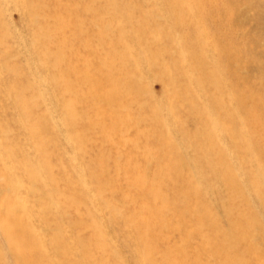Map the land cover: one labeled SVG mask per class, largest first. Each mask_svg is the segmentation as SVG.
Here are the masks:
<instances>
[{"label":"rangeland","instance_id":"obj_1","mask_svg":"<svg viewBox=\"0 0 264 264\" xmlns=\"http://www.w3.org/2000/svg\"><path fill=\"white\" fill-rule=\"evenodd\" d=\"M171 1L29 0L27 8L25 0H0V212L10 210L28 232L42 236L37 249L44 264H90L80 260L81 243L92 246L99 264H154L163 256L190 264L193 255L199 264H229L208 256L209 238L228 246L232 260L264 264V0H204L200 20L191 0ZM57 49L62 58L52 69L49 56ZM183 49L200 53L197 65L188 55L183 63ZM153 56L156 65H148ZM169 63L176 66L172 73L163 70ZM61 70L68 72L69 87L53 81L63 78ZM204 72L214 75L216 86ZM85 74L99 90L81 83ZM111 81L123 91L119 106L105 116L91 101L102 99ZM171 81L176 96L169 93ZM239 97H245L243 110L232 101ZM66 104L73 105L72 122ZM110 117L117 127L105 132L101 124ZM201 123L212 133L215 127L216 156L233 172L235 185L209 170L206 140L196 137ZM245 123L247 133L237 127ZM32 132L43 136L45 158ZM92 162L104 163L105 173L88 169L90 177L86 165ZM161 173V190L177 205L163 214L167 227L152 230L154 259L144 262L131 220L148 219L144 210L153 204L146 192ZM65 200L74 207L64 209ZM228 203L254 221L249 236L231 229L239 220L229 216ZM96 234L101 248L93 247ZM228 236L231 242L223 244ZM55 249L63 250L62 260ZM0 264H15L1 231Z\"/></svg>","mask_w":264,"mask_h":264},{"label":"bare ground","instance_id":"obj_2","mask_svg":"<svg viewBox=\"0 0 264 264\" xmlns=\"http://www.w3.org/2000/svg\"><path fill=\"white\" fill-rule=\"evenodd\" d=\"M171 1V0H170ZM172 2V1H171ZM205 1L204 0H191V3H192V6H194V10L197 8L196 12H197V18L198 20H200L199 18V13L201 12H204L205 10ZM22 3V2H21ZM23 3H24V0H23ZM25 4L27 6V8H29V0H25ZM173 3V2H172ZM24 5V6H25ZM170 5V4H169ZM169 7V6H168ZM191 7V6H190ZM189 7V8H190ZM125 12H128V10L130 9L128 6L125 8ZM166 8H167V5H166ZM171 8V7H170ZM193 8V7H192ZM172 9V8H171ZM29 11V10H28ZM192 11V10H191ZM124 12V11H123ZM170 12V11H169ZM179 13V12H178ZM129 16V14H128ZM127 16V17H128ZM126 17V16H125ZM126 17V18H127ZM179 17V16H178ZM169 18V17H168ZM125 19V18H123ZM122 21V20H121ZM127 21V20H126ZM132 21V20H131ZM177 21V20H176ZM179 21V19H178ZM124 22V21H123ZM125 23V22H124ZM170 23V22H169ZM180 24V23H179ZM129 25V24H128ZM133 26V25H132ZM205 30V29H204ZM204 32V31H203ZM45 33H38V35H36V38L37 39H43L45 36ZM125 35V34H124ZM133 35V34H132ZM124 39V38H123ZM131 40V39H130ZM214 40H216V38H214ZM220 40V39H218ZM205 41V40H204ZM210 40H208L209 42ZM224 41V40H223ZM214 42V41H213ZM212 42V44H213ZM226 42V41H225ZM223 43V42H222ZM220 43V45L222 44ZM209 44V43H208ZM214 44H216L214 42ZM185 45V44H184ZM192 45V44H191ZM217 45H219L217 43ZM219 45V46H220ZM192 46H196V44H193ZM199 46V45H198ZM205 46V45H204ZM190 47V46H189ZM203 47V46H202ZM214 47V45H213ZM216 47V46H215ZM222 47H223V44H222ZM221 47V48H222ZM181 48V47H180ZM201 48V46H200ZM205 48V47H204ZM208 48V47H207ZM213 49V48H212ZM184 50V49H183ZM194 50V49H193ZM219 50V48H218ZM212 51V50H211ZM226 51V50H225ZM225 51H224V56L226 55L225 54ZM231 51V50H229ZM146 52V51H145ZM219 52V51H217ZM144 53V52H143ZM147 53H148V50H147ZM150 53V51H149ZM220 53L219 52V56H220ZM151 54V53H150ZM218 54V53H217ZM228 54V53H227ZM147 55V54H146ZM149 55V54H148ZM188 55L189 59L191 62H193V65L194 63L197 65V62L199 60V57H200V53H195V52H192L191 54H187V52L184 51H180V56H181V60L183 61V63L185 64L184 62V57ZM113 57V58H111ZM115 57V54H112L110 55L107 59L109 60V62H112V60L114 59ZM140 57V56H139ZM218 57V56H217ZM50 58V64L51 66L53 67L52 69H58V63L60 61V59L62 58L61 57V51L59 49H57L56 51H54L53 55L52 56H49ZM224 58V57H223ZM141 60V59H140ZM147 64L148 65H156L157 61H158V57H151L150 59H147ZM221 60V59H219ZM143 61V60H142ZM146 61V60H145ZM182 61L181 63L179 64L181 66L182 64ZM221 62V61H220ZM61 65V63L59 64V66ZM223 66V65H222ZM183 67V66H182ZM176 69V66L174 63L172 64H165L164 67H163V70L164 71H167L172 73L174 72V70ZM220 71H221V66L219 67ZM62 75H63V78L60 77V78H55L53 77V81L56 82V81H60L61 82V85L62 83L63 84H66L65 86H68L69 85V82L68 80L65 81L64 79V75L65 77L67 78L68 77V72L65 71V72H60ZM113 74V71H112V67L109 66V74H108V77L107 78H112V75ZM166 74V73H165ZM210 73H206L204 72V80L205 81H208L210 82L211 84H213V86H216V84L213 82V79H214V75H209ZM81 83H84L86 84V86L89 88H94L96 90H99L100 88L98 87L97 84L93 83L89 78H88V75L85 74L82 76L81 78ZM112 80V79H111ZM194 80H192V83H193ZM196 81V80H195ZM194 81V82H195ZM200 81V80H199ZM201 83V82H200ZM196 85V84H195ZM194 85V86H195ZM199 86V84H198ZM69 87V86H68ZM170 90H169V93L173 96V94L176 96L175 94V84L172 83V81L170 82ZM216 88V87H215ZM122 84L121 85H118L117 83H112L111 81V84L109 86H107L106 88H104L102 90V93L104 94V97L102 99H99V100H96V101H91L93 103V105L95 104V106L98 108V109H101V114H108V110L113 107L112 111L115 109V107H118L119 106V96H120V93L123 91L122 90ZM93 90V89H92ZM92 90H89V91H92ZM214 92V91H213ZM177 93V92H176ZM249 93V91H248ZM247 93V95H248ZM219 94V93H218ZM17 96V95H16ZM122 96V95H121ZM217 96V95H216ZM220 97V94L218 95ZM236 96V95H235ZM215 97V96H213ZM247 98V96H245ZM245 97H242V98H237V99H233L232 101L235 100L236 101H240V109L243 110L245 108L244 106V102L245 101ZM249 97L252 98L249 94ZM236 98V97H235ZM215 99H217L215 97ZM213 100V98L209 101H212V105L215 106V104L218 103V99L217 100ZM20 102L21 105H25V102H23V100H20L18 99ZM248 101H250V99H247ZM246 101V102H248ZM211 103V102H210ZM91 104V103H90ZM218 107V105H216ZM256 105H254L255 107ZM213 107V106H212ZM72 108H73V105L71 104H66V106H64V109H67V112H66V119L69 120L70 122H72ZM252 108V107H251ZM261 108V107H260ZM209 109V108H208ZM217 109V108H216ZM212 110V109H211ZM214 110V109H213ZM209 112V110H207ZM254 112H255V109H254ZM254 112H251L249 113L248 115H250L251 117H253V119H257V117L255 116ZM214 114V113H213ZM257 114V112H256ZM106 116V115H105ZM258 116V114H257ZM24 118L25 119H28V116L24 115ZM116 118V117H115ZM110 119V120H109ZM107 119L108 123L107 124H101V127L104 128L105 132L106 130L107 131H114L115 130V122H117V120L114 122V118H109ZM260 120V118H259ZM25 122V121H24ZM175 123V122H174ZM229 124L227 126H229L228 128H231L234 130L233 134L230 135L232 138L234 139H237L238 137H236V133H235V127L233 125V123L231 122H228ZM213 125H216V122L212 123ZM248 125L249 123H245V124H237V127L240 126V130L244 131V133L246 132L245 130L248 128ZM207 125L205 124H200L198 125L197 127V134H196V137L198 139H200L201 141L203 140H206V143H207V154H206V161L207 163H209V170L213 171V168L214 170H218L219 174H220V181H222L226 186L227 185H230V186H233L236 184V179L234 178L233 176V172L229 169V167L226 166V164L221 161L217 156L216 154L219 153L218 150H217V146L215 145V143L213 142L212 140V135L215 130V127L212 126L213 128V133L212 131H209L208 128H206ZM179 128V126H178ZM229 130V129H227ZM240 132V131H238ZM252 132V131H251ZM247 133V132H246ZM224 134V133H221V135ZM230 134V133H229ZM228 134V135H229ZM253 135V134H252ZM32 136L34 137V139L36 140V143L38 144V148H39V151L42 153H40L41 155H43L45 158V154H46V143L44 142V138L42 135L36 133V132H32ZM229 136V137H230ZM239 136V135H238ZM249 137V136H248ZM254 137V136H253ZM234 139H231V140H234ZM249 139V138H248ZM251 140V138H250ZM250 141L248 140V143ZM252 143V141H251ZM256 143V142H255ZM258 143V142H257ZM250 144V143H249ZM250 145H248V148H249ZM260 146V144H259ZM255 147V146H254ZM254 147L252 148L250 146V149H254ZM257 147V146H256ZM261 149V148H260ZM217 150V151H215ZM191 151H196V150H193L191 148ZM253 151V150H252ZM78 153H80V150L78 151ZM253 153V152H252ZM42 164H43V167H46L48 166L45 161H41ZM180 166H181V163L180 161H177L175 162L174 166H173V169L176 173H178L180 171ZM88 169H91V170H98L100 171L102 174L105 173V164H99V163H90V164H87L86 165V170L89 172ZM217 173V171H216ZM214 173V174H216ZM90 174V177H92L91 173L89 172ZM211 174V173H210ZM217 175V174H216ZM259 175V174H258ZM88 176V175H87ZM215 175H213L214 177ZM212 177V178H213ZM216 177V176H215ZM259 177V176H258ZM262 180L264 181V176L262 175L261 176ZM207 179V177H206ZM215 179V178H214ZM49 183V185H52V182L51 180L49 179L47 181ZM166 182H164V176H163V173H161L159 175V177L156 179L155 183L154 184H151V187L147 190L146 192V195L147 197L150 198L151 200V203L153 205H150L148 206L144 211L147 212L148 214V219L146 220H138V218L136 217H133V219L131 220L134 228H135V231H136V236L139 240H141V242H143V249H142V254H143V261L144 262H147V261H153V249H152V246L153 245V241L151 239L152 237V230L154 229H165L167 226L165 224H163L162 222V218H163V214L164 212H166L167 210V207L170 205V204H173V205H177L176 203L174 202H170L165 196H164V193L162 192L161 190V187L165 184ZM222 184V183H221ZM220 184V186H221ZM47 185V184H46ZM48 186V185H47ZM223 186V185H222ZM254 190H260L258 188V186H256L255 184H252L251 185ZM229 188V187H228ZM227 189V187H226ZM229 189H227L228 191ZM252 190V189H250ZM254 190H252V192L254 193ZM232 193L231 195L236 197L237 196V193L233 191L234 190H231ZM230 191V192H231ZM260 192V191H259ZM251 194V193H250ZM255 194L257 195V192H255ZM253 196H255L253 194ZM157 200H160L161 201V204L160 206H156V201ZM260 203V202H259ZM229 204V203H228ZM227 204V205H228ZM63 207L64 209L67 210L68 207H74V205L69 202V201H64L63 202ZM180 205V204H179ZM232 205V204H231ZM230 206V204H229ZM62 209V208H61ZM227 209V207H226ZM228 211V209L226 210V212ZM225 212V213H226ZM230 212V214H229ZM196 214L199 215V212L195 211ZM228 214L229 216L230 215H234L236 214V218L237 220H239V228L238 227H233L231 228L232 230L234 231H239L244 237L246 236H249V230L247 229L248 227H250L251 225L254 224V221L253 220H246L245 218L241 217L238 212H236V208L235 206H230L229 208V211H228ZM251 228V227H250ZM183 230L182 227H179L177 228V231H181ZM0 231L3 235V237L5 238V241L7 242L8 244V247H9V250L11 251V254L13 256V260L15 262V264H44L43 261H42V253L40 251H38L37 249V245L40 244L42 242V236H39L37 234H32L30 232L27 231V229L25 228V225L23 223V221L21 220V218H14L13 215H12V212L8 209H4L0 212ZM233 237L231 236H228V239L225 238V240H223V244H228V242H231ZM210 239V238H209ZM207 240V254L208 256L210 257H213V258H217V257H224L229 264H242V262L238 259H235V260H232L230 259L228 256H227V253H228V246H227V249L225 250L224 246H221L220 245V242H219V245L216 241L214 240ZM56 239L54 240V243H56ZM94 241H95V244H94V248H101L103 247V245L101 244L102 240H101V237L96 234V236L94 237ZM220 241V240H219ZM233 242V241H232ZM187 245H188V242L187 241H184L182 243V246L180 248V254L182 253H185L186 252V248H187ZM54 248V247H53ZM80 254L82 255V257L80 256V260L83 261V262H90V264H99L100 263V259L98 257H95L91 252V249H92V246L90 245H86V244H83L81 243L80 244ZM50 252V251H48ZM53 255L55 258L57 259H63L64 258V254H63V250H60V249H55L53 251ZM52 256V255H51ZM48 257V260L50 259H55L53 257H50L49 255L47 254H44V258L45 260L47 259ZM66 257V256H65ZM64 261V260H63ZM150 261V262H151ZM190 264H199L197 262V259H196V255L191 258L190 260ZM262 262V261H261ZM154 264H175L174 261L170 260L168 257L166 256H163L161 257L159 260L155 261L154 259Z\"/></svg>","mask_w":264,"mask_h":264}]
</instances>
